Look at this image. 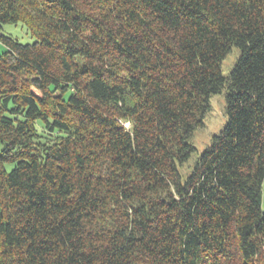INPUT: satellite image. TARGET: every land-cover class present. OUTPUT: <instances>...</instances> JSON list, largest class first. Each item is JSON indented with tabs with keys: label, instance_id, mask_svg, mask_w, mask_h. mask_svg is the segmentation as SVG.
<instances>
[{
	"label": "trees",
	"instance_id": "obj_1",
	"mask_svg": "<svg viewBox=\"0 0 264 264\" xmlns=\"http://www.w3.org/2000/svg\"><path fill=\"white\" fill-rule=\"evenodd\" d=\"M0 43V264H264V0H0Z\"/></svg>",
	"mask_w": 264,
	"mask_h": 264
},
{
	"label": "rangeland",
	"instance_id": "obj_2",
	"mask_svg": "<svg viewBox=\"0 0 264 264\" xmlns=\"http://www.w3.org/2000/svg\"><path fill=\"white\" fill-rule=\"evenodd\" d=\"M2 27L1 34L10 39L17 40L20 44H31L34 42V38H31L30 34L27 32L25 26L22 23L18 22L16 24H4ZM4 50V46L0 43V52ZM239 50L237 48H232V50L225 56L221 63V72L224 77L228 76L230 69L234 66L236 59L239 56ZM225 90L220 94L212 95L209 99V109L203 118V126L197 129L192 136L191 144L194 149L197 150L187 162L184 163V167L181 174L185 173L184 170H187L193 165L196 157L207 147L211 142L213 135H217L220 130L223 128L226 121L225 114ZM6 168L9 170L10 165H7ZM189 170V169H188ZM261 190V211L264 212V180L262 182Z\"/></svg>",
	"mask_w": 264,
	"mask_h": 264
}]
</instances>
